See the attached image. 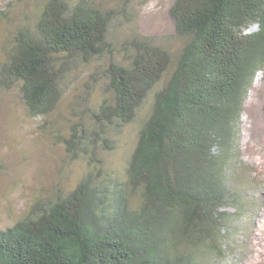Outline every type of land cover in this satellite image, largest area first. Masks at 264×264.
Wrapping results in <instances>:
<instances>
[{
	"label": "trees",
	"instance_id": "1",
	"mask_svg": "<svg viewBox=\"0 0 264 264\" xmlns=\"http://www.w3.org/2000/svg\"><path fill=\"white\" fill-rule=\"evenodd\" d=\"M116 1L43 0L0 64V86L18 87L32 117L57 109L79 62H102L90 78L106 94L62 138L87 174L0 231V264H210L230 229L224 210L250 205L236 145L264 71V0H175L176 58L137 34L114 42L134 0ZM152 93L124 175H105L109 132L133 123Z\"/></svg>",
	"mask_w": 264,
	"mask_h": 264
},
{
	"label": "rangeland",
	"instance_id": "2",
	"mask_svg": "<svg viewBox=\"0 0 264 264\" xmlns=\"http://www.w3.org/2000/svg\"><path fill=\"white\" fill-rule=\"evenodd\" d=\"M42 1L0 0V64L8 59L17 29L34 27ZM104 1L108 5L117 3ZM174 1L134 0L131 22L117 28L112 40L119 42L137 34L169 49L176 58L185 42L176 35L170 16ZM256 30L252 27L249 31ZM100 63H77L67 78L60 104L45 117L28 114L18 87L6 90L0 86V231L23 218L37 200L74 189L87 174V163L72 160L62 138L68 136L73 123L80 119L89 122L86 104L90 110L105 98L103 82L94 83L90 78ZM152 104L153 93L133 123L109 132L112 149L101 155L105 175H124ZM238 131L237 163L244 173L241 178L250 205L242 213L232 207L224 210L231 215L230 229L223 252L214 255L210 264H264V71L250 91Z\"/></svg>",
	"mask_w": 264,
	"mask_h": 264
}]
</instances>
